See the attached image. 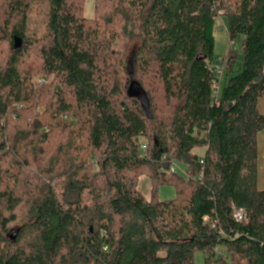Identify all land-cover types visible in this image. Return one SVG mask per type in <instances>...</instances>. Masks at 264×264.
Here are the masks:
<instances>
[{"label":"trees","instance_id":"trees-1","mask_svg":"<svg viewBox=\"0 0 264 264\" xmlns=\"http://www.w3.org/2000/svg\"><path fill=\"white\" fill-rule=\"evenodd\" d=\"M84 3L0 0V264H264V0Z\"/></svg>","mask_w":264,"mask_h":264},{"label":"rangeland","instance_id":"rangeland-1","mask_svg":"<svg viewBox=\"0 0 264 264\" xmlns=\"http://www.w3.org/2000/svg\"><path fill=\"white\" fill-rule=\"evenodd\" d=\"M96 4V0H85L84 6H85V10H84V14L91 18V16H94V7ZM216 26H215V31H214V37L216 38V43H215V49H214V53H215V60H214V66H216V70L217 72L220 71V74L222 72L223 67L220 66L224 56H225V51L227 49L228 46V37H227V27L225 24V20L221 17H219L216 21ZM236 47H238V45H236ZM132 52V51H131ZM131 52L129 53V57H131ZM219 66V67H218ZM219 74V75H220ZM54 76H50L47 77L45 75H38L36 77V79L34 80V84L35 86H39V85H48L53 81ZM45 81V82H44ZM130 92L132 94H137L139 96H141L142 98H144V93L142 91V89L136 85L133 84L130 88ZM45 106H42L41 109H43ZM143 144H146L145 142H143ZM196 152H199L202 154V150H197ZM182 171V170H181ZM139 184H140V190L142 191L143 194H145L146 196L149 197V193H150V183L148 182V179L145 178V176H141L140 180H139ZM175 189L171 186L168 187H161L159 189V197L161 200H168V199H173L175 198ZM83 200L84 203H90V198L89 196L85 193L83 196ZM204 259V255L203 253L199 252L196 255V262L202 263Z\"/></svg>","mask_w":264,"mask_h":264},{"label":"crops","instance_id":"crops-1","mask_svg":"<svg viewBox=\"0 0 264 264\" xmlns=\"http://www.w3.org/2000/svg\"><path fill=\"white\" fill-rule=\"evenodd\" d=\"M258 108L261 113L264 114V99L260 100ZM259 151H260V169H259V188L264 189V132H261L259 135Z\"/></svg>","mask_w":264,"mask_h":264},{"label":"built area","instance_id":"built-area-1","mask_svg":"<svg viewBox=\"0 0 264 264\" xmlns=\"http://www.w3.org/2000/svg\"><path fill=\"white\" fill-rule=\"evenodd\" d=\"M220 74V71H218V75ZM45 82V81H44ZM214 91H218V88L217 86L214 87ZM142 149L145 150L146 149V145H142ZM180 168H178L177 165H173L172 166V171H177L179 170ZM208 218L206 217L205 220H207ZM234 219L238 222V223H241V222H244V223H247L248 221V218H247V215L244 211V209H237L235 210L234 212Z\"/></svg>","mask_w":264,"mask_h":264}]
</instances>
